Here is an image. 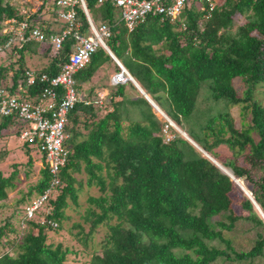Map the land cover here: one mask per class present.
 <instances>
[{"label":"trees","instance_id":"trees-1","mask_svg":"<svg viewBox=\"0 0 264 264\" xmlns=\"http://www.w3.org/2000/svg\"><path fill=\"white\" fill-rule=\"evenodd\" d=\"M11 1L0 0V44L8 37L3 20L25 17ZM21 1L29 9L35 0ZM37 1L26 17L48 37L56 31V17L43 19L50 3ZM83 2L92 23L107 25L104 41L110 52L173 125L159 118L129 81L111 85L105 76L86 88L99 100L76 103L68 114L69 153L56 171L58 184L49 183L52 176L37 144L22 142L25 164H31L33 150L40 164L35 183L17 204L23 202V210L50 187L42 202L46 211L35 220H23L22 212L20 228L9 220L0 225V264H67V255L79 249L53 244L47 233L72 218L71 204L82 211L68 221V233L81 240L83 249L90 248V254L83 250L74 258L78 264H264V220L253 202L174 127L241 180L264 216V102L255 97L264 89V0H214L211 10L188 0L176 18L147 14L130 31L110 2ZM73 9L77 29L86 34L81 5ZM72 43L65 38L37 68L26 63L23 53L42 50L45 43L12 46L5 59H15L0 60L5 98L35 99L39 85H25V70L54 75ZM107 61L112 72L120 70L98 47L73 75L76 86ZM102 106L105 112L99 114ZM234 107L237 124L229 111ZM14 118L0 114V137L17 136ZM78 123L86 132L78 130ZM23 173L27 177L28 171ZM12 179L15 170L0 171V201L14 186ZM237 222L246 225L249 245H235L228 236ZM100 231L97 244L87 246Z\"/></svg>","mask_w":264,"mask_h":264},{"label":"built area","instance_id":"built-area-1","mask_svg":"<svg viewBox=\"0 0 264 264\" xmlns=\"http://www.w3.org/2000/svg\"><path fill=\"white\" fill-rule=\"evenodd\" d=\"M97 2L108 1L117 9L116 16L119 17L127 30H131L138 22H141L147 14H160L170 19L176 18L188 0H96ZM79 2L87 16L89 30L86 34L77 29L78 23L73 6ZM201 3L199 9L205 7L211 10L214 0H195ZM55 17L61 21L60 30L50 34L48 39L36 27H29L26 22L20 23L15 31L19 41L34 38L36 41H48L51 51L61 48L66 37L73 39L71 50L62 63L58 73L48 76L45 73L36 74L33 71H25L27 83L34 80L42 83L38 99L36 101L21 98L20 100L4 99L0 89V112L4 115L11 114L17 121L23 123L20 127L19 138L28 142H35L37 149L45 156L49 164L51 184H57L56 171L65 160L68 152L63 146L67 138L65 123L69 110L77 101L84 103L89 99H82L74 87L73 75L82 68L89 60L90 55L98 46H104L103 39L109 35L106 24L94 25L89 19L83 0H55ZM75 28V29H74ZM125 77L118 72L112 77V82L124 81ZM99 100V98H98ZM170 136L165 137L167 140ZM49 193V188L42 195L25 207V216L31 217Z\"/></svg>","mask_w":264,"mask_h":264},{"label":"rangeland","instance_id":"rangeland-1","mask_svg":"<svg viewBox=\"0 0 264 264\" xmlns=\"http://www.w3.org/2000/svg\"><path fill=\"white\" fill-rule=\"evenodd\" d=\"M49 3L50 4L48 5V9H44V15L42 18L53 20L55 18V14L51 7L52 6L51 0H49ZM38 4H39V1L35 0L33 1L32 4H30L29 9L24 7L23 3L19 5V8L21 10L26 9L31 12L36 9L35 7ZM52 25H55V28L59 27L58 22ZM44 48L48 49V47H44ZM8 52H9V49L3 51V53H0V60H4L6 62L9 60L12 61L13 59H15L16 55H13L9 57L8 59H5V54ZM49 52L50 51L48 50V53ZM48 53L43 55L42 50H37L36 52L26 51L23 53V58L28 65L32 66V68H37V67L42 66L48 61L47 60L49 58ZM111 65H112V62L110 61H107L106 63H103L102 65H100V67L97 70L100 69L102 71L97 73L96 76L94 75L95 77L93 78L92 82L89 85L80 86L81 92L83 91L87 98L89 99L97 98V95L96 96H93V94L90 95V93H87L85 89L88 88V86L90 85L92 86L93 84H95L94 82L98 83L101 79H103L104 81L105 76L110 77L115 72V71L114 72L111 71L112 69H114V67L111 69ZM106 66H110V67H106ZM233 82L236 84L237 78H234ZM255 97L256 99L264 102V89H261ZM237 110L238 108H235V107L229 110L230 114L233 116L234 120L236 121V124H237V119H238ZM104 112H105V108L102 106L99 114H103ZM155 114L159 118L164 119V117L161 116V113L159 111L155 110ZM76 127L81 133L86 132V128L83 127L81 123H78ZM0 152H3L2 156H0V171H2L3 174L7 175L13 170H15V179H12L14 186L8 192L7 198L0 201V225L5 220H9L13 223L15 228H20V226L18 225L19 223H17V220H18V216H20V214L22 213L21 208L24 204L23 202L20 204H17V202L22 196H24V194L28 191V189H30V187L35 183L38 177V167L40 164V157L38 156L39 155L38 153L34 152V150L33 152L31 151L29 155L31 156V158L33 157L36 162H34L32 158L31 164L26 165L25 163L27 160V156L22 146V140L19 137H16L15 135H4L0 137ZM222 153L224 154L223 151ZM24 170L28 171L27 177L24 176V173H23ZM32 197H34V194L32 195ZM80 201H82L81 196L79 198V202ZM68 203L70 204L69 201ZM71 206H72V212L70 214L72 218L77 219L78 214L81 213L82 209L78 208L79 211L77 212V210L76 211L73 210L74 205L71 204ZM72 218L70 219L71 221L73 220ZM70 220L64 221L61 224V228L57 232H54L53 230H49L47 233V240L52 241L53 244L60 243L63 247L65 245H68L69 248H78L80 253H78L77 255H74L73 253H69L67 255V259H68L67 264H78L79 262L74 258L81 257V253L83 252V250L86 253L90 254V248L83 249L82 247L83 243L81 242V240L72 239V236L68 233V229L70 228V225H71V223L68 221ZM245 228H246V225H243L242 223L237 222L235 223L234 227L231 229V232L229 233L228 236L233 238L235 245L237 244L249 245L251 239H249L248 234H247L249 232H247ZM101 234L102 232L100 231L99 235L95 236L93 239H89L87 246L89 247L90 245L95 246ZM89 254L87 256H89Z\"/></svg>","mask_w":264,"mask_h":264},{"label":"clouds","instance_id":"clouds-1","mask_svg":"<svg viewBox=\"0 0 264 264\" xmlns=\"http://www.w3.org/2000/svg\"><path fill=\"white\" fill-rule=\"evenodd\" d=\"M54 1L55 0H51V3H53L54 4ZM11 2H16L17 4H21V3H23L21 0H12ZM77 3H79V2H77ZM80 4V3H79ZM81 5V4H80ZM83 5H84V2H83ZM82 7V6H81ZM85 7V6H84ZM36 8V7H35ZM83 9V8H82ZM85 10H86V8H85ZM30 11H28V10H26V9H23L22 10V12H21V14H23L25 17H23L22 19H16V18H10V19H5V20H3V22H2V32L3 33H6V34H8V37H7V39L3 42V43H1L0 44V53H2L3 51H5V50H7V49H10L12 46H14V45H17V46H20V45H22L23 43H27V42H37V43H45L44 45H42L43 47H48V50L50 51L49 53H48V55H52L53 53H56L57 51H59V50H56V51H51L50 50V47H49V45H48V41L47 40H45L44 42H39V41H36L34 38H30V39H28V40H26V41H19L18 40V38H17V36H16V33H15V31L17 30V28L19 27V25H20V23H22V22H26L27 24H28V26L31 28V27H36L37 29H39V31L40 32H42L43 33V35L46 37V34H45V32L37 25V24H35V23H32L27 17H26V15L29 13ZM31 12H33V11H31ZM55 12H56V9H55ZM54 12V13H55ZM87 12V11H86ZM85 13V12H84ZM56 14V13H55ZM88 15V14H87ZM86 16V15H85ZM89 17V16H88ZM86 19H87V16H86ZM90 19V18H89ZM56 21L58 22V24H59V27L58 28H55L56 29V31H54V32H52V33H50V34H53V33H56V32H58L59 30H60V25H61V21L59 20V19H57L56 18ZM94 24V23H93ZM100 24V23H99ZM99 24H94V25H99ZM88 27H89V25H88ZM50 34H48V37H49V35ZM48 37H46V39H48ZM67 38V37H66ZM103 42H104V46H98V47H101V48H103L104 50H105V52H106V49H108V47L106 46V44H105V41H104V39H103ZM97 47V48H98ZM96 48V49H97ZM44 49V48H43ZM43 49H42V51H43ZM47 50V51H48ZM109 50V49H108ZM110 51V50H109ZM95 52V51H94ZM93 52V53H94ZM107 53V52H106ZM92 55V54H91ZM91 55H90V57H91ZM114 56V55H113ZM115 57V56H114ZM66 58H67V54H66V57H65V60H66ZM116 58V57H115ZM112 59V58H111ZM117 59V58H116ZM65 60L62 62V63H64L65 62ZM89 60H90V58H89ZM89 60H88V62H89ZM114 61V60H113ZM118 61V60H117ZM88 62L82 67V68H84L87 64H88ZM115 62V61H114ZM119 62V61H118ZM120 63V62H119ZM115 64L119 67V71H116V72H114L110 77H109V83L111 84V85H116V84H118V83H123V82H125V81H129L130 83H132L131 82V80H134L133 79V77L123 68V66H122V64L120 63V65H118L116 62H115ZM62 65V64H61ZM61 67V66H60ZM82 68H80V69H82ZM79 69V70H80ZM25 71H33V72H35V69H26ZM78 71V70H77ZM76 71V72H77ZM75 72V73H76ZM118 72H120L124 77H125V80L124 81H118V82H112V77L115 75V74H117ZM36 73V72H35ZM58 73V72H57ZM74 73V74H75ZM36 74H39V73H36ZM46 74V73H45ZM56 74V73H55ZM25 75H26V73H25ZM46 75H48V74H46ZM48 76H51V75H48ZM26 80H27V75H26V79H25V85H27V86H33L35 83L36 84H38L39 85V87H38V91H37V93H36V98L35 99H29V100H34V101H36L37 99H38V96H39V92H40V90H41V87H42V83H40V82H38L37 80H34L32 83H27L26 82ZM73 80H74V78H73ZM135 81V80H134ZM136 82V81H135ZM137 83V82H136ZM81 86V85H80ZM134 86V85H133ZM74 87L76 88V90H77V93L79 94V96L82 98V99H86L87 97H86V95L85 94H81L82 92H81V89L79 88V87H77L76 86V84H75V81H74ZM135 87V86H134ZM140 87V86H139ZM0 89H2V90H4V93H2V97L4 98V99H10V98H5V95L7 94V90L5 89V88H3V87H0ZM21 98H24V99H27L26 97H22V96H20V94L19 95H17V100H20ZM97 98H99V97H97ZM89 99V98H88ZM94 100L95 99H89V102H87V103H94ZM79 102H82L83 104H87V103H84L83 102V100H81V101H77L76 103H79ZM75 103V104H76ZM74 104V105H75ZM74 105H73V107H74ZM72 107V108H73ZM71 108V109H72ZM70 109V110H71ZM70 110H69V112H70ZM155 110V109H154ZM161 111V110H160ZM12 112V110L10 111V113ZM69 112H68V114H69ZM162 112V111H161ZM163 113V112H162ZM162 113H161V116H163L162 115ZM0 114H2V115H4L3 113H1L0 112ZM68 114H67V118H66V123H67V120H68ZM16 121H17V119L16 118H14ZM170 122V121H169ZM17 123H18V126H19V130H20V127L22 126L23 127V123H21L20 121L18 122L17 121ZM66 123H65V125H66ZM64 129H65V127H64ZM181 130V129H180ZM178 131V130H177ZM182 131V130H181ZM66 132V131H65ZM67 133V132H66ZM18 134H19V132H18ZM17 134V136L16 137H19V135ZM67 139H68V133H67V138L64 140V142H63V146L64 147H66L67 148V150H68V152H67V154H66V156H65V159H66V157H67V155H68V153H69V148H68V144H67ZM22 140V139H21ZM22 142H28V141H25V140H22ZM29 143H31V142H29ZM36 150L41 154V155H43L42 154V152H40V150H38L37 149V147H36ZM43 161L47 164V166L49 167V164H48V162L46 161V159H45V156L43 155ZM65 161V160H64ZM64 161H63V163L62 164H64ZM42 162V161H41ZM61 164V165H62ZM60 165V166H61ZM59 166V167H60ZM58 167V168H59ZM57 171H58V169H57ZM50 181H51V179H50ZM58 182H59V179H58ZM50 183V182H49ZM51 184V183H50ZM58 184V183H57ZM56 185V184H55ZM50 188V187H49ZM47 189V188H46ZM45 189V190H46ZM49 194V193H48ZM47 194V195H48ZM41 196V194L40 195H38L37 196V198L38 197H40ZM36 198V199H37ZM29 204H31V203H29ZM29 204H27V205H29ZM27 205H25L24 207H23V210H22V212H23V214H24V217H23V220H35V219H37V216H38V213L39 212H45L46 211V208H43L42 207V204L40 205V207L35 211V212H33V215L31 216V217H26L25 216V207L27 206ZM21 223V225H20V227H22V225H23V223L22 222H20ZM53 227L54 226H56V223L54 222L53 224H51Z\"/></svg>","mask_w":264,"mask_h":264},{"label":"water","instance_id":"water-1","mask_svg":"<svg viewBox=\"0 0 264 264\" xmlns=\"http://www.w3.org/2000/svg\"><path fill=\"white\" fill-rule=\"evenodd\" d=\"M107 54L110 56V58H112V60H114L118 65H120V63L117 61V59L113 56V54L106 49ZM132 84L135 86V88L139 91V93L141 95H143V97L147 100V102L150 104V106L155 109L156 111H159L160 113H162L160 111V109L152 102V100L149 98V96L139 87V85L134 81L131 80ZM163 117H165V115L162 113ZM167 119V118H166ZM169 121V119H167ZM170 124L173 125V123L170 122ZM178 132L186 139L188 140L195 148H197L198 150H200L201 152H203L219 169H221L223 172H225L230 179L233 180V182H235V184L250 198V200L253 202L255 208L257 209V211L259 212V214L261 215V217L264 220V216L262 214V212L260 211L259 207L257 206V204L252 200L251 196L249 195V193L245 190V188L242 186V182L241 180H239L238 178H234L225 168H223L218 161H216L215 159H213L211 156H209L208 154H206L196 143H194L183 131H181L180 129H178Z\"/></svg>","mask_w":264,"mask_h":264},{"label":"crops","instance_id":"crops-1","mask_svg":"<svg viewBox=\"0 0 264 264\" xmlns=\"http://www.w3.org/2000/svg\"><path fill=\"white\" fill-rule=\"evenodd\" d=\"M100 71H102V70H97L96 72H95V74H93L92 76H91V78L89 79V80H87V81H85V82H82L80 85L81 86H86V85H89L91 82H92V80H93V78L96 76V74L97 73H99ZM95 75V76H94ZM91 86V85H90ZM90 86H88V87H90Z\"/></svg>","mask_w":264,"mask_h":264},{"label":"bare ground","instance_id":"bare-ground-1","mask_svg":"<svg viewBox=\"0 0 264 264\" xmlns=\"http://www.w3.org/2000/svg\"><path fill=\"white\" fill-rule=\"evenodd\" d=\"M177 130L179 129L176 125L174 126Z\"/></svg>","mask_w":264,"mask_h":264}]
</instances>
